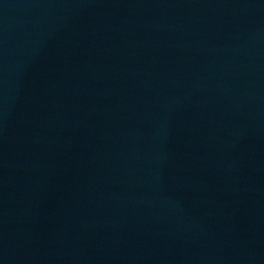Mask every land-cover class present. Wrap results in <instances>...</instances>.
I'll return each instance as SVG.
<instances>
[{"label": "water", "instance_id": "1", "mask_svg": "<svg viewBox=\"0 0 264 264\" xmlns=\"http://www.w3.org/2000/svg\"><path fill=\"white\" fill-rule=\"evenodd\" d=\"M0 264H264V0H0Z\"/></svg>", "mask_w": 264, "mask_h": 264}]
</instances>
